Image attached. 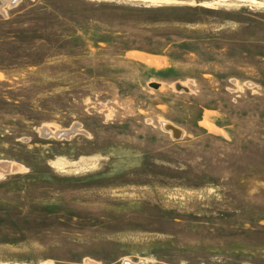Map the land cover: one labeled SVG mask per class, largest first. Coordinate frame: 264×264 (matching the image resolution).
I'll return each instance as SVG.
<instances>
[{"label":"rangeland","instance_id":"rangeland-1","mask_svg":"<svg viewBox=\"0 0 264 264\" xmlns=\"http://www.w3.org/2000/svg\"><path fill=\"white\" fill-rule=\"evenodd\" d=\"M0 264H264V0H0Z\"/></svg>","mask_w":264,"mask_h":264},{"label":"water","instance_id":"water-1","mask_svg":"<svg viewBox=\"0 0 264 264\" xmlns=\"http://www.w3.org/2000/svg\"><path fill=\"white\" fill-rule=\"evenodd\" d=\"M152 86L155 87V88H158L159 85H158V84H152ZM164 129H165L166 131L171 132L172 135H173V138L176 139V140L181 139L182 136H183V134H182V135L179 134V136H178V130H179V129L175 128V127H174L172 124H170V123H166V124H164ZM73 133H74V131H67V132H65L64 134H61V135L59 136V138H63V137L68 138V137H70Z\"/></svg>","mask_w":264,"mask_h":264},{"label":"bare ground","instance_id":"bare-ground-1","mask_svg":"<svg viewBox=\"0 0 264 264\" xmlns=\"http://www.w3.org/2000/svg\"><path fill=\"white\" fill-rule=\"evenodd\" d=\"M10 3V2H9ZM176 128V127H175ZM178 129V128H177ZM75 130L76 129H73L72 131H74V133H75ZM65 132H60V133H58L57 135H56V137H58L59 138V136L61 135V134H64ZM73 133V134H74ZM179 134H181L182 135V132H180V130H178V136H179Z\"/></svg>","mask_w":264,"mask_h":264}]
</instances>
